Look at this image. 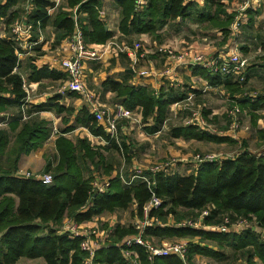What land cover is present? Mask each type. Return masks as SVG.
Wrapping results in <instances>:
<instances>
[{
	"label": "trees",
	"instance_id": "16d2710c",
	"mask_svg": "<svg viewBox=\"0 0 264 264\" xmlns=\"http://www.w3.org/2000/svg\"><path fill=\"white\" fill-rule=\"evenodd\" d=\"M104 1L62 0L64 8L77 6L80 29L88 45H103L113 39L112 31L104 19L99 18L97 11L103 7ZM136 1L114 0V5L120 12L118 32L123 36L148 35L160 42V32L169 22L189 18L203 25L204 31L219 32L220 47L241 36L239 33L234 37L230 31L234 16L229 11V2L232 0H205L202 7H198L191 0H144L140 11L136 10ZM21 4V0H0V18L4 26V35L0 37V113L5 114L12 108L17 109L15 116L7 113V118L0 117V125L5 123V127L7 126L6 129H0V264H17L22 258L42 259L43 264H81L84 254L79 249L80 240L70 239L61 233L63 220L70 218L76 223H86L105 213H123L131 209L133 220H141L150 193L145 184L134 182L126 186L120 182L118 176L110 179L106 192H92L91 183L98 175L97 168L102 166L105 174L109 175L112 167L104 163V158L97 149L94 150L90 146L88 140L80 139L73 143L62 136L73 130L70 126L60 132L61 135L55 140L57 164L52 167L48 162L44 170L52 173L53 181L50 185L17 174L20 157L41 148L51 134L48 123L43 119L31 118V113L48 111L51 107L57 113L66 112L64 108L50 104V100L57 97L53 96L48 102L40 105L25 104L23 119L21 107L26 98L23 82L27 85L40 84L44 80L63 82L67 79L64 73L47 65L39 67L33 64L35 56L41 54L36 52L40 44L33 47L31 56L18 62V48L9 27L13 20L25 14ZM49 6L50 0H33L31 10L26 14V20L34 27L30 40L36 41L38 38L39 22V29H53L52 46L58 49L59 44L70 37L73 20L70 14L62 9L52 16H46L45 9ZM125 39L115 38L117 42L128 45L138 42ZM193 71L209 85L223 86L229 92L232 105H237L249 114L250 123L256 129V136L264 144V129L256 128L257 120L261 118L257 113L264 111V96L238 99L236 96L243 93L244 83H233L231 79L222 81L219 76H212L198 66ZM102 86L115 93L124 107L138 109L142 124L147 126V134L160 132L170 115L169 106L185 98L183 96L170 99L162 91L135 88L111 79H106ZM180 110L182 114L188 113ZM200 112L209 123H218L219 119L225 120V128L220 132H209L197 126L181 124L169 128L170 138L213 144L225 143L229 146L237 144L235 139L223 134L231 123L227 112L211 115V111L205 108H201ZM80 113L77 119L79 125L85 127L94 137L106 141L108 144L104 145L105 147L124 151L119 165L124 163L127 169L126 164H130L132 157L129 148L124 143L119 144V141L111 140L86 106ZM239 115L240 113L236 116ZM64 119V123H67ZM239 145L242 147L237 154L197 164L189 174L158 172L151 175L154 191L162 200V204L158 210H150L148 217L156 218L162 225L146 227L142 237L157 243L190 239L187 248V262L190 264L196 255L219 260L224 257L221 252L202 245L204 241L226 244L234 252L244 253V264H264V152H250L245 141H241ZM86 172H89L90 176L87 177ZM204 210H208V215L202 219L204 225L220 224L224 217L232 220L235 217H244L255 219L260 230L225 234L178 226L181 221L197 218ZM169 220H173L174 224H167ZM136 233L138 230L133 224L114 225L109 242L95 254L96 263L128 264L122 256L121 248L116 244ZM196 238L199 241L193 242ZM130 249L137 254L140 264H183L177 256L171 255L156 257L150 263L142 247L133 245Z\"/></svg>",
	"mask_w": 264,
	"mask_h": 264
},
{
	"label": "built area",
	"instance_id": "2783aa9c",
	"mask_svg": "<svg viewBox=\"0 0 264 264\" xmlns=\"http://www.w3.org/2000/svg\"><path fill=\"white\" fill-rule=\"evenodd\" d=\"M51 6L46 7V16H52L58 10L70 14L73 20V30L69 38L63 41L60 46V52L52 60L59 69L67 76L62 89L79 95L96 122L104 127L106 134L111 140L118 142V129L119 125L123 122H129L134 126L142 124V117L138 113V109L131 110L124 107L122 104H115L111 108L102 107L97 101L95 94L90 92L85 85L84 69L89 61L100 60L105 53L113 52L115 54H124L130 60L131 69L136 71L140 77H145L149 74L146 69H137L148 63L151 55H157L168 61V65L162 72V75L175 77V69L192 68L200 66L207 70L212 76H219L222 81L237 78L242 83L245 80V72L250 62V57L243 55L238 50V45L235 40H231L228 44V53L218 54L216 57H205L200 53H196L192 48L184 49L183 51H174L168 45L154 44L153 50L149 51L142 42L138 41L132 45L119 43L114 38L109 40L103 45H88L85 43L82 30L80 29L79 13L77 6L73 8L62 7V0H50ZM205 0H203L204 2ZM33 0H21V6L25 10V14L17 17L11 23L9 30L14 42L17 46L16 56L19 61L31 56L33 47L42 42L44 38V31L39 29V22H37L36 41H31L32 31L34 27L26 20V14L30 12ZM136 10H141L144 0L136 1ZM262 8L264 10L263 0H232L229 2V11L234 14L233 22L231 24V32L234 37L240 33V27L246 22L245 17L249 10H256ZM100 19L105 17L103 9H98ZM4 30L2 18H0V37H2ZM231 44V46H229ZM33 56V55H32ZM174 75V76H173ZM23 89L26 92L24 104L21 107V113L24 117L26 109L25 104H28V89L25 82H23ZM195 93L188 92L182 101L176 102L173 109L170 111L167 121L177 119V112L183 109L189 113V116L183 120V125L197 126L202 130L209 132H216L209 125V122L201 115L200 110H196L194 104ZM181 111V110H180ZM231 123L228 132L233 133L238 128L237 114L240 113L236 106L226 111ZM0 117L7 118L8 115L0 113ZM5 125V123L3 124ZM58 131L55 127L51 128V134L47 141L57 135ZM224 134V133H223ZM103 142L104 145L108 144L100 137H96ZM225 158L215 154H205L204 156L194 155L192 162L196 167L197 164L203 162H213L218 159ZM175 163L168 161L167 163L155 166H135L127 170L124 163L118 169V176L123 185L129 186L134 182H141L147 187L150 198L145 204L143 209V219L133 220L132 224L138 233L127 236L118 244L117 247L121 248L123 258L128 264H140L137 254L130 248L133 245H138L145 250L147 261L152 263L156 257L177 256L183 264H190L187 262V248L190 241L186 239H178L174 241H162L157 243L154 240H148L142 237L144 229L152 225H162L156 218H149L150 210H158L162 204V200L157 197L154 191V184L151 175L158 172L175 173ZM27 178L40 181L44 185H50L53 177L50 173H27ZM101 177V178H100ZM98 176L92 181V192L104 193L106 192L111 177ZM115 177V176H113ZM112 177V178H113ZM84 209V208H83ZM208 215V210H204L198 214L197 218L192 220H185L178 224V226L191 227L194 229H202L206 231H213L225 234H241L246 230L259 229L255 219H248L244 217H235L232 220L229 217H224L220 224L214 226L204 225L202 219ZM112 227L109 226L105 229H100L95 223H76L70 218H65L61 226V233L66 234L70 239L78 238L79 249L84 254L81 264H98L95 261V254L98 250L104 247L109 242V237L112 233ZM260 230V229H259Z\"/></svg>",
	"mask_w": 264,
	"mask_h": 264
},
{
	"label": "crops",
	"instance_id": "0c3cea01",
	"mask_svg": "<svg viewBox=\"0 0 264 264\" xmlns=\"http://www.w3.org/2000/svg\"><path fill=\"white\" fill-rule=\"evenodd\" d=\"M105 1H104L103 7L106 6ZM191 1L196 3L198 7H202L204 5L203 0H191ZM103 7L100 9H103ZM103 11L106 13L104 9ZM248 12L245 17L246 22L241 26L242 29L240 28V35H241L240 38L242 37L243 39L242 41H240L241 48H239L238 50L243 55H246L250 57L251 59H253L252 57L254 56L252 52L250 51L252 48L251 40L249 39L245 40L242 35L247 34L246 31L249 27H251V29L259 27V30H260L259 32H262L264 34V10L262 8H258L256 10H249ZM115 14L117 15L115 31L114 30L112 31L110 29V26H108L107 24V27L113 33L114 39L115 38L117 39L126 38V39H129L130 41H140L149 51L153 50L155 42L152 41L153 38H151L148 35L132 34L127 37V36H123L122 34H120L118 32V22L120 18V12L118 8H115ZM250 18H252L251 21H250ZM168 26L169 25H167V27ZM51 29L52 28L49 27L44 30V38L42 42L39 43L40 46L36 51L37 53L40 52L41 54L38 56H35L34 58L35 61H33V64L39 67L47 65L52 69L62 72L52 60L56 57V55L59 54L60 48H61L60 46L62 45L63 41L59 44L58 49H56V47L54 48L52 46L53 38L51 36L49 38L46 37L47 34L49 35L48 31ZM230 31H231V25H230ZM208 32H211L210 34L215 35L220 40L221 35L219 32L215 30L204 31V33H208ZM179 42L180 41H177V43ZM229 46H231V44ZM187 48H192L194 51H196V53H200L204 55L205 57H216L218 54L223 55L225 53H228L227 44H223L222 47L220 46L216 47L210 44L207 36H202L199 38V41H194L188 47L181 48V49L184 50ZM261 55L264 56V50L261 51ZM110 64H113V66L110 67ZM167 65H168L167 60L157 55H151L148 63L141 65L137 69V71L146 69L149 72V74L145 77H140L139 75H137L136 71H133L131 69L130 60L126 55L108 52V53H105L104 56L100 60L89 61L86 63L85 69H84L85 85H86V88L90 92L95 94L99 105L102 107H106V108H111L115 104H121V99L116 97L115 93L107 90L105 87L102 86L103 82H105L106 79H111L112 81L117 82L119 84L133 86L135 88L144 87L154 92L162 91L165 93L167 98H170V99L182 98L188 92L196 93V91L198 92L201 91L205 94H208V96L206 97V101L210 99L209 105L214 104L213 100L215 99V97L213 96L209 97V93L215 91L216 88L220 86H215V87L211 86L207 83L205 79H203L199 75L194 74L193 70L196 69V67L187 68V69L177 68L175 69V73H174L176 75L173 78L169 76H164L162 75V72ZM198 67L201 69H204L200 66ZM101 69H103V71H101ZM25 72L26 71H24V73ZM236 80L237 78L235 77V78H232L230 81L234 83ZM63 82L44 80L40 84L39 83H28L27 84L28 97H29L28 104H31L33 106L40 105L42 103L48 102L50 99H52L53 96H57L55 100L54 99L50 100V104L58 105L64 108L66 112L57 113L56 110L51 107V109L48 111L31 113V118H39V119L45 120L48 123V126L50 127V129L52 127H55L58 133L57 135L52 137V139H50L49 141H46L41 148L37 149L36 151H32L28 155H22L20 157L19 162H18V171H17V174L20 176H25L27 173H38V172L40 173L45 170L48 162L51 164L52 167H54L57 164V158H56L57 151L55 148V140L57 139L58 136L61 135L60 132H62L68 126L72 127L73 130L71 132L63 134L62 136L71 140L73 143H76V141L80 139L88 140V142L90 143V146L94 150L97 149L98 152L101 154V156L104 158L105 164L106 162L107 163L112 162L113 154L109 152L110 151L113 152V151L110 148L105 147L103 142H101L96 137L91 135L85 127L78 124L77 119L81 115L80 113L81 110L86 105L83 99L79 95L77 94H76L77 96L72 95L71 92H68L62 89L64 86ZM53 86H56L58 90L55 92H46ZM236 98L241 99L240 96H236ZM173 105L174 104L169 106L170 111L174 108ZM205 109L209 110L208 108H205ZM10 112L16 114L17 109L15 110V108H12L8 110L7 113H10ZM257 114H259L261 118L257 120L256 128L264 129V111H261ZM211 115H218V114L213 110L211 112ZM247 115L249 116V114ZM63 118H65L64 120H67V123H64ZM249 124L250 125L248 127H244V129L239 130L236 135L228 132V130L224 132V135L230 136L231 138L235 139L237 141L236 146H238L241 141H245L247 148L250 152L254 150V149L251 150V147H252L251 145H253V148H255L256 152L262 153L264 152V144L262 143L261 140L258 139L257 136L253 135V132L254 134L256 132H255V128L252 127L250 123V117H249ZM142 126H145V127L144 129L140 131L138 126H134L133 124L129 122H123L119 125L120 141H122L125 144V146L129 148L130 153L132 154V157L130 160L131 167L127 168V170L135 166H139L136 163V154L139 152H145V156L147 153L152 154L153 152H156V153L158 152L160 155L169 153V154H173L177 156L179 154L180 155L186 154L187 153L186 147L187 148L189 147L192 149H205L204 148L205 144L220 146L224 148L231 147L225 143L224 144H213V143L198 142V141H193V140L186 141L183 139H173V138H170L171 143H168V142L159 140L161 138V136L159 137V133L161 131L155 134H147L145 131V128L147 126L145 124H143ZM6 128L7 126L5 127V125H0V129H6ZM74 139H76V141H74ZM203 143L205 144L202 145ZM130 144H132L133 146L136 145L135 149H137V151L133 148V146H131L130 148L129 147ZM200 144L201 146H199ZM46 147L48 148L51 147L50 150L53 149V154H55L54 155L55 162L50 161V158L46 154ZM180 161H183V160H180ZM176 165H175V172L182 174V175L184 173L185 175L191 173V171L193 170V167H195L194 163L190 161L187 164V166L184 165V167L181 169L182 172H180V167L178 168L176 167ZM111 167H112V170L110 171L109 175H106V176L112 178L113 176H116L118 174V171H117L118 169H115L114 165ZM131 211L132 209L130 211L123 212L122 215L123 216L129 215V219H131L132 218L130 214ZM105 215L106 213L96 217L91 222H86V223L93 224L96 222L97 219L103 221V218H105ZM131 220L133 221V218ZM109 226H113V224H109L108 227ZM192 241L198 242L199 240L196 238V239H193ZM207 242H211V241H205L201 244L212 250L219 251L218 249H215L209 245H206ZM204 259H208V258L196 255L195 257H193L192 260L196 261V263L199 262L201 264V263H204L203 262ZM36 261H39V260H36Z\"/></svg>",
	"mask_w": 264,
	"mask_h": 264
},
{
	"label": "rangeland",
	"instance_id": "374dc122",
	"mask_svg": "<svg viewBox=\"0 0 264 264\" xmlns=\"http://www.w3.org/2000/svg\"><path fill=\"white\" fill-rule=\"evenodd\" d=\"M114 0H106L105 1V5L103 7V9L106 11L105 13V17L104 20L105 22L108 24V26H110V29L113 31H115V26H116V20H117V15L115 14V5H114ZM196 8H194V12H195ZM194 15H192V17H194ZM203 25L201 24H197L193 18H189L187 20H176L173 22H169V26L165 27L162 31H161V39L162 41H158L155 39H152V41L155 42L156 45H168L171 48H173L174 51H183L181 48H186L188 47L190 44H192L194 41H199V38L202 36H207L208 41L210 42L211 45H214L216 47H218V44L221 43L219 38L216 37L215 35L210 34L211 32L208 33H204V29L202 27ZM206 31V30H205ZM259 27L256 28H252L249 27L246 31L247 34L242 35L244 37L245 40L249 39L251 40V52L253 54L254 57H252L253 59H250L249 65L247 67V70L245 72L244 75H246L245 80L242 87V94L239 95L241 98L244 97H249V98H254L255 96H264V56L261 55V51L264 50V34L262 32H259ZM49 35L47 34V38H49L50 36L53 37V35L51 33H53V29L49 30ZM263 34V35H261ZM133 38V37H131ZM242 37H236L235 42L238 45V49L241 48L240 46V41H242ZM126 40V39H125ZM127 41V40H126ZM177 41H180L179 43H177ZM242 45V44H241ZM179 46V47H178ZM180 48V49H179ZM113 66V64H110V67ZM101 71H103V69H101ZM235 82H237L238 84H241L238 80H236ZM58 88L56 86H53L52 88H50L48 91L46 92H55L57 91ZM200 92V93H199ZM196 91L195 93V101L194 104L196 106V110H200L201 108H208L209 111H215L218 115H222L224 113H226V111L231 108L232 105L231 101V97L229 95V92L223 87L220 86L218 88H216L215 91L209 93V97L213 96L215 97V99L213 100L214 104L213 105H209V100L206 101V97L208 96V94H205L201 91ZM205 105V106H203ZM236 107L238 108V110L240 111V115L237 117V122H238V128L235 129V131H233V134H237V132L241 129H244V127H248L249 124V116L247 115L246 111H242V109H240L237 105ZM207 110V109H206ZM12 113V112H10ZM14 116L15 114L12 113ZM189 116V113H184L182 114L181 111L177 112V119L175 120H170L167 121L165 126L162 128L161 132L159 133V137L161 136V138L159 140L171 143V139H170V133H169V128L174 127V126H179L181 124H183V120ZM210 120V119H208ZM143 124H141L138 128L141 131L142 129H144L145 126H142ZM209 125L212 127V129L216 132H220L221 130H223V128H225V120L223 119H219L218 123H209ZM229 129V127H228ZM256 130V129H255ZM254 131V130H253ZM253 135L256 136V133ZM118 141L119 144H122L123 142L120 141V137L118 134ZM74 141H76V139H74ZM122 142V143H121ZM131 143V142H130ZM205 143H203L202 145H204ZM167 145V144H166ZM164 145V146H166ZM131 146H133L132 144L129 145V147L131 148ZM201 146V144L199 145ZM251 150L253 151L254 154H257L259 152H256L255 148H253V145H251ZM136 145L133 146V148L135 149ZM242 147V145H238V146H231V147H220V146H214V145H204L205 149H192V148H187V153L186 154H179L177 156L173 155V154H163L160 155L158 152H153L152 154H146L145 156V152H139L136 154V163L139 166L145 167V166H155V165H160V164H164L167 163L168 161L170 162H174L176 165V167H180V172L181 169L185 166H187V164L192 161L193 156L199 153L202 154H215L216 156H222V157H227L230 155H235L240 151V148ZM128 148V147H127ZM49 149V151H48ZM50 148L46 147V154L48 155V157L50 158L51 162H55L54 160V155L53 154V149L50 150ZM137 151V149H135ZM113 152H109L112 153V162L111 163H107V165L113 166L115 167V169H118V167L120 166L119 164H121V157L123 156L122 153H124V151H114ZM251 151V152H252ZM125 157V156H124ZM183 160V161H180ZM127 168L131 167V164H126ZM191 169V168H190ZM39 173V172H38ZM40 173H51V171L49 172H40ZM96 173L100 176H106L107 174H105V172L103 171V168L98 167L96 170ZM86 176H90V173L86 172L85 173ZM185 175V173L183 174ZM101 178V177H100ZM132 219V218H131ZM129 219V215H122V212H117V213H113V214H108L106 213L105 218H103L102 220L97 219L96 220V225L98 227H100V229H105L109 224H123V225H131L132 224V220ZM183 222V221H181ZM167 224L172 225L174 224L173 220H169L167 222ZM259 228V227H258ZM259 230V229H258ZM178 240V239H176ZM187 241H190V239H186ZM205 242V241H204ZM206 245H209L215 249H218L223 255L224 258H222V260L219 259H214V258H208V259H204L203 262L201 264H244L245 263V259L246 256L244 253L242 252H234V250H232V248H230L228 245L226 244H221L219 245L216 242H207ZM39 260V261H36ZM256 262H258L255 259ZM43 260L42 259H35V260H30V259H20L17 264H43L42 263ZM191 264H200L199 262L196 263V261L192 260Z\"/></svg>",
	"mask_w": 264,
	"mask_h": 264
},
{
	"label": "water",
	"instance_id": "95a60500",
	"mask_svg": "<svg viewBox=\"0 0 264 264\" xmlns=\"http://www.w3.org/2000/svg\"><path fill=\"white\" fill-rule=\"evenodd\" d=\"M106 29H107V27H106Z\"/></svg>",
	"mask_w": 264,
	"mask_h": 264
}]
</instances>
